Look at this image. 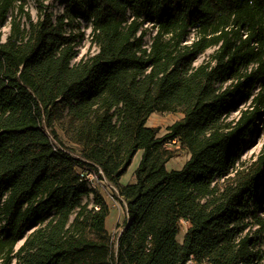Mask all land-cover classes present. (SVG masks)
<instances>
[{
	"label": "trees",
	"instance_id": "1",
	"mask_svg": "<svg viewBox=\"0 0 264 264\" xmlns=\"http://www.w3.org/2000/svg\"><path fill=\"white\" fill-rule=\"evenodd\" d=\"M36 1L35 20L0 0V264L261 263L264 148L242 152L264 119V0ZM84 20L97 50L74 61ZM153 113L183 117L160 135ZM175 140L190 158L169 170ZM84 171L127 205L116 248Z\"/></svg>",
	"mask_w": 264,
	"mask_h": 264
},
{
	"label": "rangeland",
	"instance_id": "2",
	"mask_svg": "<svg viewBox=\"0 0 264 264\" xmlns=\"http://www.w3.org/2000/svg\"><path fill=\"white\" fill-rule=\"evenodd\" d=\"M43 1L44 5L48 6V10L54 12V14H58L62 11L64 7V3L62 0H41ZM27 11L31 14L32 18L35 20L38 18V2L36 0H28L26 4ZM148 28H151V25H146ZM10 26L6 25L0 29V33L2 36V40H5L7 34L9 33ZM81 31L84 32L85 36L81 40V43L78 45L77 49L79 50L78 55L74 59V61H79L81 58L85 57L87 54H93L96 52L97 48L91 43L90 37V29L88 26L87 21H82L81 23ZM149 39V36H147ZM212 50H208L204 55H202L199 59L201 62L204 57L208 56ZM198 62V63H199ZM249 103V100L246 98L241 100L238 105L237 109L233 112L231 116L236 117L238 116V110L245 108ZM183 117L182 113H153L148 119V125L158 127L160 130V135H164L168 131V127L175 123L176 121L180 120ZM172 149H178L177 145H171ZM264 148V119L260 121L256 129H254L247 138V144L242 152V161L251 164L256 156L261 152ZM142 156V152L139 151L130 167L128 168L125 175L121 178V183L126 185L131 183L135 180V170L137 169L140 159ZM190 154L186 150L178 149V155L171 159L167 163V168L169 170L173 169H181L184 164L189 160ZM117 189V188H116ZM118 190V189H117ZM113 189V184L108 181L106 185H102L99 187V192L104 196L108 206H109V216L107 218V228L112 234L113 239L115 240L114 247H117V239L120 233L123 231L125 224L128 222V212H127V205L125 201L120 197L119 191ZM93 203V197L85 198L84 202ZM259 206L261 207L259 214L264 217V203H260ZM190 224L186 221L181 222V230L178 235V240L180 242L183 241L184 235L186 230ZM23 241L19 243L22 244Z\"/></svg>",
	"mask_w": 264,
	"mask_h": 264
},
{
	"label": "built area",
	"instance_id": "3",
	"mask_svg": "<svg viewBox=\"0 0 264 264\" xmlns=\"http://www.w3.org/2000/svg\"><path fill=\"white\" fill-rule=\"evenodd\" d=\"M175 143H176V140L173 141V143H170L169 146H171ZM101 174L103 175L102 172H101ZM82 176L87 180L89 187L92 188L93 190H96V191H99L100 186L106 185L108 183V180L106 179V177L104 175L102 177H100L99 175L95 174L92 171H84L82 173ZM113 189L117 190L114 185H113ZM90 196L93 197V193H91ZM96 208H98V207L96 206ZM254 229H256V227ZM262 248L264 250V246ZM189 264H196V263L191 260L189 262ZM259 264H264V257H263L261 263H259Z\"/></svg>",
	"mask_w": 264,
	"mask_h": 264
},
{
	"label": "crops",
	"instance_id": "4",
	"mask_svg": "<svg viewBox=\"0 0 264 264\" xmlns=\"http://www.w3.org/2000/svg\"><path fill=\"white\" fill-rule=\"evenodd\" d=\"M148 124V123H147ZM183 221H185V220H183ZM186 222H188V221H186ZM189 223V222H188ZM190 224V223H189Z\"/></svg>",
	"mask_w": 264,
	"mask_h": 264
}]
</instances>
